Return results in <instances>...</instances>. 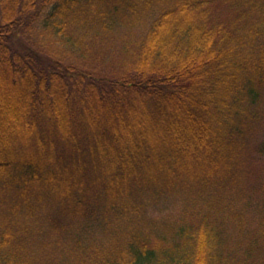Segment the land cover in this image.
<instances>
[{"label": "trees", "instance_id": "obj_1", "mask_svg": "<svg viewBox=\"0 0 264 264\" xmlns=\"http://www.w3.org/2000/svg\"><path fill=\"white\" fill-rule=\"evenodd\" d=\"M0 264H264V0H0Z\"/></svg>", "mask_w": 264, "mask_h": 264}]
</instances>
